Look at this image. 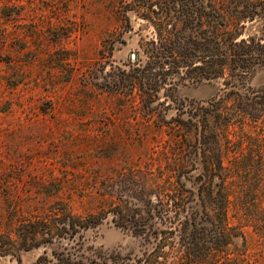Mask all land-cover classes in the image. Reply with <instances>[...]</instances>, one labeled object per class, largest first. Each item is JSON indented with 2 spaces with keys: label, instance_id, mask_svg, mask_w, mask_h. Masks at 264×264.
Masks as SVG:
<instances>
[{
  "label": "rangeland",
  "instance_id": "obj_1",
  "mask_svg": "<svg viewBox=\"0 0 264 264\" xmlns=\"http://www.w3.org/2000/svg\"><path fill=\"white\" fill-rule=\"evenodd\" d=\"M127 7L119 0H0V264H62L66 257L74 264H190L179 254V232L147 209L165 173L180 171L195 190L208 166L190 131L174 122L172 100L150 102L156 112L148 118L109 92L136 52L145 59L142 46L152 36L141 14L127 10L125 17ZM263 29L264 18H256L244 31L259 36ZM184 77L172 94L187 118L190 99H209L222 85ZM247 85L260 101L264 65ZM254 112L253 120H234L219 141L228 223L238 237L225 255L212 251L196 264H264V106ZM54 207L106 214L74 236L33 233Z\"/></svg>",
  "mask_w": 264,
  "mask_h": 264
},
{
  "label": "trees",
  "instance_id": "obj_2",
  "mask_svg": "<svg viewBox=\"0 0 264 264\" xmlns=\"http://www.w3.org/2000/svg\"><path fill=\"white\" fill-rule=\"evenodd\" d=\"M119 3L132 6L124 10L126 18L127 10L141 14L145 24L152 27V36L142 46L145 59L136 52L128 69L113 77L109 92L140 105L146 109L148 118L156 112L150 102L159 99L158 104L167 102L169 106L167 99L172 100L178 109L174 122L190 131V138L196 141L208 166L200 172L203 178L195 190L185 187L177 170L165 173L160 183L154 179L157 199L149 200L147 213L163 217L170 232H179V254L187 263L196 264L212 251L225 255L238 234L233 233L234 227L228 223L231 200L225 181L229 176L222 165L219 141L234 120L242 117L253 120L260 114L254 112L255 105L264 106V95L256 101L255 89L247 85L256 69L264 65V31L259 36L244 31L246 22L264 18V3L251 0L220 3L119 0ZM184 75L190 78V84L217 80L222 85L209 99H190L187 118L181 117L182 101L172 94L180 80L185 79ZM160 90L163 98L159 96ZM105 214L80 216L65 207H54L41 217L33 233L47 234L50 238L74 236L101 223ZM208 216L211 228L204 224ZM62 264L74 261L62 258Z\"/></svg>",
  "mask_w": 264,
  "mask_h": 264
},
{
  "label": "water",
  "instance_id": "obj_3",
  "mask_svg": "<svg viewBox=\"0 0 264 264\" xmlns=\"http://www.w3.org/2000/svg\"><path fill=\"white\" fill-rule=\"evenodd\" d=\"M131 58H134V54L131 55Z\"/></svg>",
  "mask_w": 264,
  "mask_h": 264
}]
</instances>
